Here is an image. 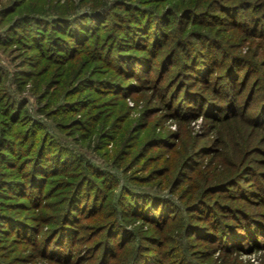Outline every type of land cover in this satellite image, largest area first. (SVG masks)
Masks as SVG:
<instances>
[{"label": "trees", "instance_id": "16d2710c", "mask_svg": "<svg viewBox=\"0 0 264 264\" xmlns=\"http://www.w3.org/2000/svg\"><path fill=\"white\" fill-rule=\"evenodd\" d=\"M52 1L1 9L3 20L12 16L0 41L15 32V42L40 49L43 56L23 63L36 69H19L15 80L20 91L31 81L40 113L59 131L70 130L64 111L77 81L126 95L142 90L123 85L139 69L152 99L169 109L182 95L187 104L174 108L176 141L165 143L172 155L119 187L64 140L40 135L44 127L20 96L0 94L9 119L0 126V264H200L189 244L205 247L203 264H237L245 242L264 246V0H81L84 13ZM117 46L135 51L120 53V65L112 59ZM41 57L59 59L62 73L37 70ZM128 59L150 65L125 72ZM102 72L96 83L78 80ZM167 73L178 84L171 104L159 92ZM127 108L91 115V135L107 136ZM196 119L201 132L192 129ZM131 129L112 157L125 172L144 152H133ZM18 245L26 255H16Z\"/></svg>", "mask_w": 264, "mask_h": 264}, {"label": "rangeland", "instance_id": "374dc122", "mask_svg": "<svg viewBox=\"0 0 264 264\" xmlns=\"http://www.w3.org/2000/svg\"><path fill=\"white\" fill-rule=\"evenodd\" d=\"M15 1L16 0H0V10L4 9V7L12 5L15 3ZM25 1L29 5L31 4L30 2H38V0ZM52 2L60 6L68 5L71 8L79 6V13H84L88 10V5L84 2H81V0H53ZM10 16H8V18L5 20H3L4 18L0 16V36L6 33L11 22ZM7 35L8 36L3 35L0 41V70L4 76V82L0 83V94H16L20 96L21 99H23L29 117L34 121H39L44 127V130H41L40 135L50 133L51 137L55 136L59 137L61 140H64L65 144L73 147L75 152L85 155L86 157L93 160L102 169H106L111 174H113L114 177L116 176L119 181V187L127 184V182H129V178L148 176L150 174V170L152 169L151 164L154 163L152 161H154L156 158L160 157L158 162L161 163L167 157L172 155V150H170L165 143H173L176 141V136L173 134V132L178 129V126L175 119L173 118L174 108L176 106H185L187 103L185 102L182 95H180L177 100H174L175 102L173 103V107L166 109L162 102H158V100L152 99L150 97L151 94L149 90L143 87L145 83H141V80H138L144 77L141 73L142 71L137 69V67H141L145 63L147 67H149L150 64L147 60H141L140 65L135 64V61H137L136 59H128L127 62L124 63L122 61L121 65L123 66L125 72L128 66L129 68H133L135 70L137 69V75L139 76H137V78L132 77L131 79H125V84H123L124 87L127 85L132 87L129 84H133V89H142L140 91L133 92H131L132 88L131 90L128 89V94L126 95L124 93H118L117 90H112V86L101 87V84L95 82L106 76L104 72L101 74L92 73L80 76L78 80L90 78L96 83L98 87H100V91L94 92L93 89H85L87 82L84 81L76 84L78 82L77 81L75 83L77 88L74 85V88L77 90H72L73 95L67 96V100L72 103V107L67 108L64 111L65 115L68 116L64 117L63 123L66 127L68 125L70 130L59 131L53 118L49 119L40 113V104L37 94L33 90L31 81H29L25 85L24 89L20 91L18 83L15 80L16 71L19 69H36L34 66L31 68L30 65L24 66L23 63L26 58H31L32 55L35 57H37V54L43 56L40 53V49H29L20 43L15 42V32H8ZM47 43L48 42H45L46 45H48ZM245 50L246 46L243 47L242 51L245 52ZM44 52L46 53V51H42V53ZM134 52V50L132 51L127 48H120L117 46L112 56L114 61L113 63L115 65H120L118 64L120 60H118L117 57L120 53L125 56H132ZM40 61L41 63L38 65L39 69L37 70H40L41 68V71H45L47 67L54 66L55 71L61 74L64 69L63 64L57 58L49 60L51 63L46 62L47 60H44L43 57L40 58ZM157 65L158 64L153 66L154 70L159 69V65ZM151 76L153 77L154 74ZM171 76L172 73H167L166 79L167 77L171 78ZM52 77L55 78V76ZM177 88L178 84L172 82L171 79L168 81L163 80L159 92L166 98L167 104H171V97L177 93ZM116 95H119L120 97H115ZM79 98L82 100V102H85L82 103L79 101ZM119 103H127L128 105L126 116L123 118V120L118 121L115 125V128L110 129L109 134L104 138H99L97 135H91L92 122L90 116L100 113L108 114V112L114 111ZM1 108H4V103L0 100V109ZM1 112L2 110H0V126L7 125L6 123H9V119H6V116H4ZM2 121L3 123H1ZM130 125L132 128V139L130 138L129 144L132 145L131 148L133 149V152H136L139 155H141L140 152L142 150H144V152H142L143 157L140 158V162L133 165V160L132 163L128 164L127 166L130 170L125 172V170H119L117 166L112 164V157L115 154L117 144L120 143V133H122V131L127 129ZM191 126L195 131L201 132L203 120L196 119L191 123ZM169 133L171 134L168 136ZM158 136L164 137L166 140L157 142ZM145 146L146 149H143ZM106 155L110 156L107 157ZM161 191L166 193V191ZM247 211L251 212L250 208H247ZM259 241L260 243H264V238H259ZM248 243V241L245 242L244 251L238 254L239 261L237 264H264V246L258 250H255L254 248H249ZM22 246L23 245L15 246L17 250L16 255H26V250H21ZM189 246L191 249H195L194 254L196 255V262L203 264L202 261H204V259L202 257L205 254L202 250H204L205 247H198L197 245L194 246L191 244H189ZM45 262L46 261L38 260L35 264H46Z\"/></svg>", "mask_w": 264, "mask_h": 264}]
</instances>
